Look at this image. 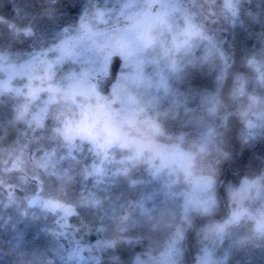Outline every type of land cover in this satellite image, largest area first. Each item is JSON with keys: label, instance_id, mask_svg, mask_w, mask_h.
Wrapping results in <instances>:
<instances>
[{"label": "trees", "instance_id": "1", "mask_svg": "<svg viewBox=\"0 0 264 264\" xmlns=\"http://www.w3.org/2000/svg\"><path fill=\"white\" fill-rule=\"evenodd\" d=\"M232 1L233 20L214 23L212 43L217 45L208 47L205 41L176 58L179 69L156 107V118L167 133L189 137L217 127L226 114L224 153L217 164L223 194L244 175L264 176V134L241 136L243 107L228 95L242 81L246 96L264 94V71L259 74L264 65V0ZM103 2L0 0V54L39 48L41 39L58 37ZM215 3L214 10L222 12ZM220 50L227 57L223 79ZM22 101L11 93L0 95V264H75L67 259L74 243L71 236L99 243L98 264H134L139 253L164 250L177 232L184 234L183 264H195L207 241L197 228L207 215L195 213L186 223L177 185L171 189L174 194L163 190L165 182L150 180L142 162L97 184L88 175L94 158L88 142L67 156L60 131L64 104L50 105L43 122L36 124L20 117ZM218 195L219 209L208 216L215 220L224 218L227 201ZM34 196L72 209L68 237L61 234L54 212L32 203ZM222 245L212 264H264V230L255 229L251 219L233 224Z\"/></svg>", "mask_w": 264, "mask_h": 264}, {"label": "rangeland", "instance_id": "2", "mask_svg": "<svg viewBox=\"0 0 264 264\" xmlns=\"http://www.w3.org/2000/svg\"><path fill=\"white\" fill-rule=\"evenodd\" d=\"M182 1L184 7L180 0H104L100 8L83 14L58 37L41 39L39 48L14 56L0 54V95L22 97L20 117L36 124L43 122L50 105L64 104L60 131L67 142V156H74L88 142L94 157L88 175L97 184L142 162L150 180L165 182L163 190L174 194L171 189L177 185L184 221L189 223L195 213L207 215L197 228L199 237L207 241H202L195 264H212L214 252L223 248V238L233 224L251 219L255 229L264 230V176L244 175L223 194L217 164L224 153L226 114L217 127L212 125L195 137L167 133L156 118L170 76L179 69L176 58L203 42L217 45L212 43L214 23L222 18L233 20L232 0H205L222 7V12L207 8L212 22L207 28L187 13L191 0ZM226 8L231 14H226ZM121 20L127 23L118 26ZM222 52L221 79L227 61ZM115 54L122 58L117 79L108 94H99L93 79L107 73ZM259 69L262 74L264 65ZM244 84L237 82L228 95L243 107L241 136L260 137L264 134V94L246 96ZM218 194L227 201L224 218L215 220L208 216L219 209ZM32 203L54 212L61 234L68 237L72 214L68 205L40 196H34ZM69 238L74 242L67 254L69 261L98 264L102 259L99 243ZM183 238L182 232L175 233L164 250L139 253L134 264H183Z\"/></svg>", "mask_w": 264, "mask_h": 264}, {"label": "water", "instance_id": "3", "mask_svg": "<svg viewBox=\"0 0 264 264\" xmlns=\"http://www.w3.org/2000/svg\"><path fill=\"white\" fill-rule=\"evenodd\" d=\"M126 23V21L121 20L118 22V26H121ZM121 65V56L118 54L112 55L109 59V63L107 66V74L98 75L96 78L93 79L94 90L102 95L108 94L111 91V86L117 79Z\"/></svg>", "mask_w": 264, "mask_h": 264}, {"label": "flooded vegetation", "instance_id": "4", "mask_svg": "<svg viewBox=\"0 0 264 264\" xmlns=\"http://www.w3.org/2000/svg\"><path fill=\"white\" fill-rule=\"evenodd\" d=\"M179 4L182 5V7L185 6V2H183L182 0H180ZM213 4H207L206 1L204 0H191L188 3V6L186 7V11L188 14H191L193 16H197L198 17V23L203 25L204 28L210 27L211 25V21L210 18L208 17V12H207V8L210 9V7H212ZM192 11V13H190ZM228 43V42H226ZM211 42H207V45L210 46Z\"/></svg>", "mask_w": 264, "mask_h": 264}]
</instances>
